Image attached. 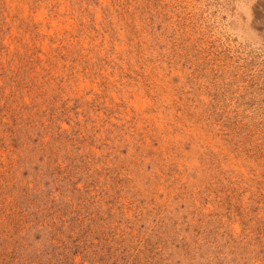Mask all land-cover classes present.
Returning <instances> with one entry per match:
<instances>
[{"label": "rangeland", "instance_id": "rangeland-1", "mask_svg": "<svg viewBox=\"0 0 264 264\" xmlns=\"http://www.w3.org/2000/svg\"><path fill=\"white\" fill-rule=\"evenodd\" d=\"M0 264H264V0H0Z\"/></svg>", "mask_w": 264, "mask_h": 264}]
</instances>
